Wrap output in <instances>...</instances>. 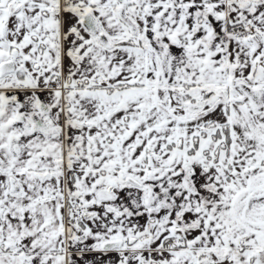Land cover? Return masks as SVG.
Segmentation results:
<instances>
[{
  "label": "snow or ice",
  "instance_id": "1",
  "mask_svg": "<svg viewBox=\"0 0 264 264\" xmlns=\"http://www.w3.org/2000/svg\"><path fill=\"white\" fill-rule=\"evenodd\" d=\"M0 264H264V0H0Z\"/></svg>",
  "mask_w": 264,
  "mask_h": 264
}]
</instances>
